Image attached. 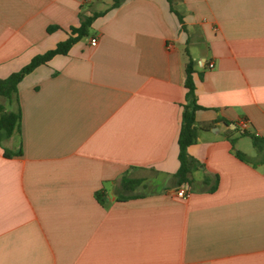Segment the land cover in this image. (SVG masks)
Instances as JSON below:
<instances>
[{"label": "crops", "instance_id": "0c3cea01", "mask_svg": "<svg viewBox=\"0 0 264 264\" xmlns=\"http://www.w3.org/2000/svg\"><path fill=\"white\" fill-rule=\"evenodd\" d=\"M112 2L0 0V79L97 15L7 98L0 264H264V0ZM189 59L202 109L180 200Z\"/></svg>", "mask_w": 264, "mask_h": 264}, {"label": "trees", "instance_id": "16d2710c", "mask_svg": "<svg viewBox=\"0 0 264 264\" xmlns=\"http://www.w3.org/2000/svg\"><path fill=\"white\" fill-rule=\"evenodd\" d=\"M122 2L123 0H113L111 7H118ZM167 2L171 4V0H167ZM172 11L177 14L174 10ZM95 17H97L96 14L90 17L81 16L80 25L77 28H70L68 37L65 40L57 43L55 48L48 50L43 54L34 56L29 61V63L21 68L18 72L11 73L5 79H0V96L11 98V96L16 93L17 84L26 74L32 72L36 67L48 63L56 55H66L69 49L78 40L88 35V29ZM55 29V27H51L48 29V32ZM185 71V104L182 106L181 127L178 136L179 168L174 174L177 185H190L191 183L190 175L194 166V162L188 157L187 148L196 141L198 129L195 126V112L202 109V107L196 103L195 86L192 80L193 65L190 59L186 64ZM19 123V113L4 111L3 106L0 104V143L1 141L10 138L14 132L18 131ZM252 144L257 150H262L264 142L260 139L252 137ZM4 154L7 157L12 156V154L7 153L6 151H4ZM16 155L19 156L21 154L18 152ZM236 155L243 159L241 154L236 153ZM138 183V181H129L124 177L121 180V185L124 189L133 190L135 187H137ZM96 197L99 199L98 194H96Z\"/></svg>", "mask_w": 264, "mask_h": 264}, {"label": "built area", "instance_id": "2783aa9c", "mask_svg": "<svg viewBox=\"0 0 264 264\" xmlns=\"http://www.w3.org/2000/svg\"><path fill=\"white\" fill-rule=\"evenodd\" d=\"M89 44H90V46H96V44H97L96 39L91 38L90 41H89ZM208 67H209V68H212L213 65H212V64H209ZM238 127H239V130H240L242 133H244V131H245L246 127H247V124H246V122L241 121V122H239ZM189 192H190V191H189V187H188V185L184 184V185H182V186H179V187L175 190V196H176L178 199H180V200H187V199L189 198V195H190Z\"/></svg>", "mask_w": 264, "mask_h": 264}, {"label": "rangeland", "instance_id": "374dc122", "mask_svg": "<svg viewBox=\"0 0 264 264\" xmlns=\"http://www.w3.org/2000/svg\"><path fill=\"white\" fill-rule=\"evenodd\" d=\"M0 104L3 106V110L5 111V109L8 107L7 98L0 96ZM241 135H243V134H241Z\"/></svg>", "mask_w": 264, "mask_h": 264}]
</instances>
